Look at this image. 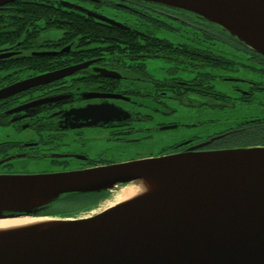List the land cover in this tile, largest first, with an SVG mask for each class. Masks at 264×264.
<instances>
[{
  "label": "water",
  "instance_id": "obj_1",
  "mask_svg": "<svg viewBox=\"0 0 264 264\" xmlns=\"http://www.w3.org/2000/svg\"><path fill=\"white\" fill-rule=\"evenodd\" d=\"M12 1L0 0V6ZM138 1L193 13L264 55V0ZM61 3L99 21L129 28L75 3ZM90 63L18 80L0 88V99L47 84ZM95 70L104 76H120L100 67ZM80 94L83 99L101 96ZM71 95L65 92L21 102L6 113L24 112L11 121L19 120L36 113L40 104L71 102ZM56 113L69 128L97 126L129 116L109 101ZM194 148L80 169L0 173V218L47 216L58 220L0 236V264H264V145L206 151ZM10 158L0 159V164ZM179 163H189L195 169L192 179L140 201L104 208L83 218L39 215L61 195L111 190Z\"/></svg>",
  "mask_w": 264,
  "mask_h": 264
},
{
  "label": "flooded vegetation",
  "instance_id": "obj_2",
  "mask_svg": "<svg viewBox=\"0 0 264 264\" xmlns=\"http://www.w3.org/2000/svg\"><path fill=\"white\" fill-rule=\"evenodd\" d=\"M58 1L61 3V0ZM66 1L84 6L100 14H104L102 12L103 10H100L101 7H120L115 5L120 4L118 1ZM86 1H91L97 4L94 6H85ZM61 5L64 4L61 3ZM127 9L133 8L129 5L127 6ZM135 11L137 10L135 9ZM106 16H108V14ZM110 18L118 21L113 17ZM119 22L129 26V29L132 28L133 31L140 33V31L134 27L137 26L136 24L127 23L130 22L127 18H124V22ZM138 22L139 21L136 23ZM35 36L38 42L31 46L20 45L17 41L15 44L10 45L0 44V88L33 75L63 69L89 60L91 63L85 68L54 79L47 84L32 87L0 99V126L7 129L11 128L15 132H17L18 129L26 127L31 131L36 132L39 136V140L32 138L29 141H22L20 143V149L18 150L17 141H11L5 146H0V151L4 150L0 153V159L8 156L11 157L9 160L0 164L1 174L16 173L12 169L14 165L13 160L18 158L17 155H20L19 157L46 158L50 161L52 167L54 165L58 167L57 170H71L109 163H118L121 161L157 157L171 153H180L188 151L192 147H195V151L223 148L218 146L219 143L217 144L214 141L223 137L224 134L216 135L218 136L216 139H214L215 136L212 135L200 137L196 134H192L187 137L169 139L159 150H153L143 154H135L133 158L127 160L107 159L106 157L100 156L104 153L105 149L108 150L109 147L121 148L128 145H134L132 143L141 145L146 141L153 139L156 140L155 132L160 130L174 129L179 126L196 127L198 124L197 122L186 123L173 120L162 122L160 121V118H162L163 113H168L174 109L168 104V101L191 108L197 103V97H207V94L203 96V94L207 93V90L198 92V86L196 84V76L198 72L197 62H181L165 59L166 61L171 62L172 66L164 69L166 72L165 75L159 78H151L149 76L151 74L148 72L146 64V61L150 58L143 60H125L121 57L119 52H110L109 49H107L109 48L108 46H104L106 48L86 56L85 50L88 48L85 46H72L70 43L58 44L57 42H48V40L51 41L54 39L53 35L47 33H38L35 34ZM77 53H80L81 55L79 58L76 57ZM25 57H33L34 61L32 63L20 64L21 58ZM96 67L104 68L107 72H118L120 76L101 75L98 70H95ZM180 69L181 71H187L189 73L195 71V74L192 77L176 74L175 72L180 71ZM209 69H211V67H206V71L210 72ZM242 81L248 82L250 87V90L247 89L244 95H246L248 91L251 95L253 93V88L261 87L256 85V81L250 78H243ZM65 92L72 93L70 96V99H72L71 102L64 104H60V102H47L40 104L37 108V112L33 115L19 120L15 119L14 121L11 120L17 118V115L24 114V112H17V110H15L10 114L6 113L7 110L17 107L21 102ZM81 92H84V94H99L101 96L83 99L80 96ZM106 94H115L120 97L114 98L110 96H102ZM102 101H109L121 106L129 113V116L121 120H108L97 126L92 125L69 128L64 126V122L59 117L60 114L56 113L59 110H64L69 107H79L88 103H98ZM201 103L207 102L201 101ZM161 127L167 128L161 129ZM86 128H97V130H101L102 134L100 136L104 137V140L108 143V145L97 153L98 156L87 153L86 151H80L78 153L70 152L68 149L65 150L62 146L64 143L59 141H55L54 144H49L47 146L43 145L46 142H50L48 139L54 141L55 138H60L61 135L69 129L81 133ZM45 131L49 132V137L46 140H44L45 136H42ZM210 139L213 140L207 144L204 143ZM202 143L204 144L201 145ZM57 146H62L63 149L56 150ZM8 149H10V152L7 151ZM116 150L117 152L122 151V149ZM72 160H76V166L74 164L70 165V161ZM52 170L56 171V168Z\"/></svg>",
  "mask_w": 264,
  "mask_h": 264
},
{
  "label": "trees",
  "instance_id": "obj_3",
  "mask_svg": "<svg viewBox=\"0 0 264 264\" xmlns=\"http://www.w3.org/2000/svg\"><path fill=\"white\" fill-rule=\"evenodd\" d=\"M107 1L120 2L119 5H115L121 7H116L120 8L121 13H135L136 20L133 24L137 25L134 27L140 33L133 31L132 28L123 29L99 21L81 11L61 5L58 0H14L0 6V44L10 45L17 41L20 45L31 46L38 42L35 34H51L53 30H58L60 35L48 42L85 46L88 48L85 50L86 56L108 46L110 52H119L125 60L163 58L181 62L196 61L198 92L207 90L203 96L207 94L223 100L227 95L214 88L212 84L214 73L206 71V67L236 72L250 71L260 76L259 78H264V55L248 48L215 23L188 11L157 3L138 0ZM95 4L97 3L86 1L85 6ZM126 5L132 6L133 9H127ZM137 21L139 22L136 23ZM172 30L178 31V41L182 43L175 42L176 38L172 41L164 36ZM182 30L189 32L186 37H181ZM79 56L80 53H77L76 57ZM33 61V57H25L21 58L20 64ZM255 84L261 86L255 89L264 90V81H256ZM248 93L249 91L246 95H241L240 99L248 101L251 97ZM226 131L223 137L214 141L219 143L220 147L264 145V117L245 119L221 133ZM69 195L84 197L90 205L83 209H90L106 196V192ZM81 210L64 214L56 208L47 207L39 215L67 216Z\"/></svg>",
  "mask_w": 264,
  "mask_h": 264
},
{
  "label": "rangeland",
  "instance_id": "obj_4",
  "mask_svg": "<svg viewBox=\"0 0 264 264\" xmlns=\"http://www.w3.org/2000/svg\"><path fill=\"white\" fill-rule=\"evenodd\" d=\"M100 10L104 14L117 19L118 21L124 22V18H127L129 24L135 23L136 14L135 13H121L120 9L116 7H101ZM116 10V11H115ZM109 17V18H110ZM144 26V25H143ZM142 26V27H143ZM178 31L172 30L170 33L165 34L172 41L176 38L175 42L182 43L178 41ZM188 31L182 30L181 37L188 34ZM53 36L59 34L58 30H53L51 32ZM186 37V36H185ZM246 61V60H245ZM147 70L151 74V78H159L166 74L164 69L172 66L171 62L166 61L163 58H152L146 61ZM197 69V68H196ZM210 72L214 73L212 79V84L214 88L222 91L227 95L226 98L216 99L213 96L207 97H197V103L194 107H185L181 104H177L172 101H168L174 109L168 113H163L160 121H181L186 123H198L197 126H179L174 129L160 130L155 132L156 140L146 141L141 145L137 143H132L134 145H128L126 147L116 148L122 149V151L117 152L116 149L110 148L105 149L104 153L100 156L106 157L107 159H131L135 154H143L145 152H151L153 150L157 151L163 146L166 141L177 137H187L192 134H196L200 137H207L208 135L216 136L225 134L221 133L229 127H234L237 123L250 118L264 117V90H259L253 88V93L248 101H243L240 99L241 95H244L245 91L250 90L249 83L243 82L242 79H253L254 81H264V78H259L260 76L253 74L250 71H231L226 69L211 68ZM176 74H182L186 77H192L195 71H176ZM201 101H206L207 103H201ZM73 129L65 131L60 138H55L54 141L48 139L49 132L45 131L43 133L44 140L48 139L50 142H46L43 145L47 146L49 144H54L55 141L64 143L62 146L70 152H80L86 151L87 153L98 156L102 148H104L108 143L101 137V130L97 128L84 129L83 132L77 133L73 132ZM32 138L39 140V136L36 132L31 131L29 128L18 129L17 132L14 130L4 128L0 126V146H5L8 142L17 141V150L20 149V143L24 140L29 141ZM47 140V141H48ZM25 141V142H26ZM62 146H57L56 150H62ZM8 149L7 151H9ZM4 150L0 151L2 153ZM18 152V151H17ZM20 156V155H19ZM108 156V157H107ZM125 162V161H121ZM13 169L16 173H46L50 172L52 169L58 167L53 166L50 161L46 158H33V157H18L13 160ZM76 160L70 161V165L75 164ZM120 163V162H118ZM53 172V170H52ZM117 188H113L108 191V196L105 199L99 200L94 207L90 209L86 208L90 205L89 202L85 200L84 197H74L70 195H61L56 201H54L50 207L56 208L58 211L68 214L72 211L81 210L71 216L76 218H83L93 215L100 210L106 208L112 198L114 197Z\"/></svg>",
  "mask_w": 264,
  "mask_h": 264
},
{
  "label": "bare ground",
  "instance_id": "obj_5",
  "mask_svg": "<svg viewBox=\"0 0 264 264\" xmlns=\"http://www.w3.org/2000/svg\"><path fill=\"white\" fill-rule=\"evenodd\" d=\"M191 167L189 163H179L170 169L153 171L124 186H119L106 208L127 205L182 185L194 177L192 172L195 169ZM54 221L58 220L47 216L0 218V236L31 231Z\"/></svg>",
  "mask_w": 264,
  "mask_h": 264
},
{
  "label": "crops",
  "instance_id": "obj_6",
  "mask_svg": "<svg viewBox=\"0 0 264 264\" xmlns=\"http://www.w3.org/2000/svg\"><path fill=\"white\" fill-rule=\"evenodd\" d=\"M57 35H58V34H57ZM57 35H56V36H57ZM59 35H60V34H59ZM53 37H55V36H53ZM119 75H120V74H119Z\"/></svg>",
  "mask_w": 264,
  "mask_h": 264
}]
</instances>
